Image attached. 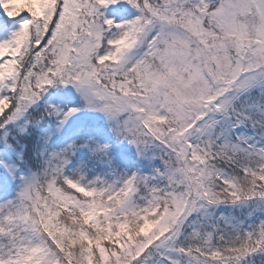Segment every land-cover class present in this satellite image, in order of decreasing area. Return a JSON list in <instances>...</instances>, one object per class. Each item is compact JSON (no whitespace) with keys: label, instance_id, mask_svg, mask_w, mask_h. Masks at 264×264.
Listing matches in <instances>:
<instances>
[{"label":"snow or ice","instance_id":"obj_1","mask_svg":"<svg viewBox=\"0 0 264 264\" xmlns=\"http://www.w3.org/2000/svg\"><path fill=\"white\" fill-rule=\"evenodd\" d=\"M0 264H264V0H0Z\"/></svg>","mask_w":264,"mask_h":264}]
</instances>
